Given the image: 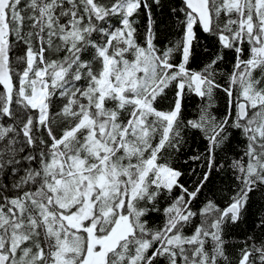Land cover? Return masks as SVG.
Instances as JSON below:
<instances>
[{
  "label": "snow or ice",
  "instance_id": "1",
  "mask_svg": "<svg viewBox=\"0 0 264 264\" xmlns=\"http://www.w3.org/2000/svg\"><path fill=\"white\" fill-rule=\"evenodd\" d=\"M164 7L0 0V264H264V0Z\"/></svg>",
  "mask_w": 264,
  "mask_h": 264
},
{
  "label": "rangeland",
  "instance_id": "2",
  "mask_svg": "<svg viewBox=\"0 0 264 264\" xmlns=\"http://www.w3.org/2000/svg\"><path fill=\"white\" fill-rule=\"evenodd\" d=\"M178 2H179V0H164V5H165V7L163 9L164 25L167 23V20H168L167 13H168L169 5L170 4H177ZM213 48H214V46L210 47L211 50ZM225 59H226V62L229 61L231 59L230 55L226 56ZM195 66L196 65L194 64L193 67H195ZM224 67L230 69V64L226 63L224 65ZM198 103H199L198 98H193L191 100V103L189 101L186 102V107H185V111H184L185 118H194L195 113H196V107H197ZM163 104L166 105L167 101H164ZM217 104H218V108L222 112V110H223L222 109V101H218ZM190 107L191 108L193 107L192 111L190 110ZM212 179H213V185H211L210 187L214 188L215 186L219 185L220 181H219V178L216 176V174H213ZM206 192H208L209 195L211 194V192L208 190H206ZM262 210H264V202H261L259 195H257L253 198V202L249 206V213H248L247 224H246V227L249 230H251V228L254 226L255 222L257 221V217L259 216V214ZM154 219H159V218H154ZM241 233H242L241 229L236 228L233 230L232 235L237 236V235H240Z\"/></svg>",
  "mask_w": 264,
  "mask_h": 264
},
{
  "label": "trees",
  "instance_id": "3",
  "mask_svg": "<svg viewBox=\"0 0 264 264\" xmlns=\"http://www.w3.org/2000/svg\"><path fill=\"white\" fill-rule=\"evenodd\" d=\"M160 25L163 26L164 25V18H163V15L160 17V21H159ZM210 47H213L211 43H209V48ZM212 51H215V48L212 49ZM211 53H209L210 55ZM208 57L207 56H203L202 59H207ZM191 103V101H189ZM190 110L192 111L193 110V107L191 108L190 107ZM191 143V148L192 150H195L197 148V146L199 145V141L198 140H193L190 142ZM202 147V145H200ZM243 235V232L240 234V235H237V236H234V237H239V236H242Z\"/></svg>",
  "mask_w": 264,
  "mask_h": 264
}]
</instances>
